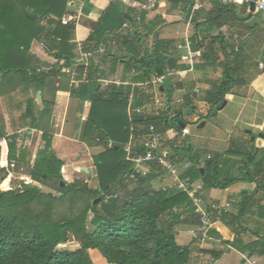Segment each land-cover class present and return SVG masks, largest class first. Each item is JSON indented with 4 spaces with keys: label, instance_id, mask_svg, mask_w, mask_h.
<instances>
[{
    "label": "trees",
    "instance_id": "trees-1",
    "mask_svg": "<svg viewBox=\"0 0 264 264\" xmlns=\"http://www.w3.org/2000/svg\"><path fill=\"white\" fill-rule=\"evenodd\" d=\"M82 1V12L88 15L93 7L91 0ZM165 1L172 9L188 13L195 2ZM69 2L0 0V94L19 87L26 93L32 91L24 117L30 121L25 125L42 131L44 141L31 165L28 150L18 147L15 134L6 133L7 122L0 115V180L6 186L3 190L0 188V264H188L194 241L188 245L177 242V228L182 224L195 226L199 234L207 231L224 246L231 245L249 254L258 246L264 248V237L258 236L247 244L242 240V214L212 208L206 225L187 190L178 186L157 189L154 180L166 169L157 159L147 163L146 174L135 173L134 178L129 177L134 171V161L125 150L127 143H131V157L143 155L149 149L157 157L164 156L162 150L170 145L168 157L173 162L188 159L192 163L180 178L190 177L189 185L200 180L204 187L222 189L237 181L249 180L257 181L258 189L263 190L264 156L256 162L254 170L245 171L241 178L223 175L228 166L225 159H210L202 165L200 152L189 156L193 146L181 139L182 129L187 125L181 111L192 108L196 100L190 98L189 91L181 107H169L172 93L185 87V76L190 73L188 65L179 63L181 54L175 50V41L157 36V23L147 20L148 11L126 8L119 0H111L91 28L84 50L96 51L100 44L115 41L120 51L108 49L105 55L96 61L90 60L85 67L74 60L78 57L75 22L62 23V18L70 13ZM213 3V14L204 16L202 9L196 11L193 27L200 32L192 35V49H204L205 62L219 64L223 69L221 78L205 91L203 100L208 114L235 86L246 81L238 72L247 58L240 50H235L219 29L229 13L241 21L251 16L247 3L243 4L244 18L235 14L237 4ZM24 9L36 14L37 19L27 16ZM145 32L154 35L150 49L143 47ZM37 41L42 42L45 49L43 56L33 52ZM120 64L124 66L123 80L137 84L112 83L102 87L99 79L117 73ZM66 67L72 71L61 72ZM198 67L197 61L194 68ZM172 68L185 72L180 79L166 77L159 87L166 95V107L157 115L147 110L136 111L154 103L155 85L151 80L166 75ZM73 79L82 80L79 87L71 83ZM39 91L40 105L35 97ZM58 93H68L72 101H77L76 129L82 127V140L69 141L50 132ZM85 110L88 117L82 125ZM150 125L161 134L160 139L150 133ZM94 145L101 146L102 150L91 152ZM89 160L95 166V187L84 181L67 182L63 178L62 172L67 173L70 168L88 174L84 164L64 165ZM11 169L15 172L25 169L23 173L33 181L57 192L19 182L13 179ZM257 193L244 195V204ZM223 226L231 230L226 239ZM71 238L79 243L76 249H58ZM92 252L99 254V263L93 259ZM220 254L215 251L214 257Z\"/></svg>",
    "mask_w": 264,
    "mask_h": 264
},
{
    "label": "crops",
    "instance_id": "crops-1",
    "mask_svg": "<svg viewBox=\"0 0 264 264\" xmlns=\"http://www.w3.org/2000/svg\"><path fill=\"white\" fill-rule=\"evenodd\" d=\"M110 1L111 0H91L93 7L90 13L86 15L82 12L84 6L82 0H70V13L67 15L78 16L75 28V40L77 42V49L75 52L78 53V45H84L85 40L92 30L91 28L99 21ZM136 9L142 10L139 8ZM200 9L203 10L202 14L204 16L213 14V1L203 0ZM180 10L181 9H172L168 2H162L159 4L157 10L148 11L147 20L157 23L155 27L158 31L157 36L174 40L176 46L175 50L177 52L179 51L181 55H184L187 50L184 47L185 24L175 20L176 14ZM247 10L251 15L248 19L241 21L240 19H236L232 13H229L225 19V24L221 25L219 29L223 37L232 44L234 48L236 46L235 35H239V50L247 58V61L240 66L238 73L246 81L242 85L235 86L233 91L226 95L223 102L209 114V116L212 115L210 122L205 121V124L200 126L204 127L210 124L209 132L205 136V148L200 147V141H198L194 144L192 153L189 154V156H191L193 153L200 152V163L202 165L210 159H225L228 161V166L226 169L224 168L225 172L223 175L240 178L244 177L245 171L254 170L256 162L264 156V67H260L259 65L260 62L264 63V12L255 10V12L251 13L250 4H248ZM235 14L241 18L246 16L243 12V4L236 5ZM191 27L193 34H195V32H200V30L195 29L193 25ZM153 41L154 35L145 32L142 41L143 47L150 49L153 45ZM148 42L151 43L149 44ZM180 45H182V47H179ZM32 49L33 52L38 55L43 56L45 54V49L40 41L35 42ZM194 51L200 52V55L195 61H198L200 67L194 68L185 76L183 82L185 87L177 88L172 93L171 106L169 107L180 106V104L185 101V97L189 91L191 94L196 88H199L200 92L195 93L194 97L190 98L196 100L194 107L206 108L207 104L203 100L205 91L222 76V66L205 62V59L202 57L204 49L201 48L200 50ZM220 56L223 58L222 54H220ZM122 70H124V66L120 64L117 73L110 75V77L123 78ZM173 83H175V80H173ZM31 93L32 91L29 95H31ZM7 95L8 94H0V115H3L6 119V131H10L15 128L19 129V127L15 126V124L19 122L16 114H19L18 108H20L22 104H19V106L17 105L18 108H15L16 104L12 99H8ZM157 95L163 102L161 109H164L167 104L166 95L164 92H160ZM26 97L28 99L29 96L26 95ZM55 101L52 123L58 126L60 122H65V116L71 98L68 93H58ZM18 103L19 102H17V104ZM88 106L89 104L86 102V110ZM86 110L82 113L81 123L88 117ZM61 127L63 131V124H61ZM35 130L36 129H34V132L37 131V138L32 148L33 156H35L38 151L43 135L42 131ZM190 135L191 129L189 134H182L181 139L186 140ZM169 146L170 145H166L162 150V154L166 157L170 156ZM253 148H255V150ZM100 150H102V147L99 145H94L91 148V152L93 153L99 152ZM77 164H86L85 166L88 170H91L88 166L89 161H81L66 164L64 166H75ZM191 165L192 163H190L188 159L184 162L176 163L178 174L180 175L184 172L186 167H190ZM92 166L95 167L94 164ZM200 183L202 182L199 180L195 184ZM154 186L157 189H171L178 185L175 176L169 170L165 169L163 174L154 180ZM255 191L258 193L253 200L244 204V195L251 194ZM200 197L202 199L201 206L208 215L209 211L212 210V204L224 205L225 203L230 204V212L242 214L241 223L243 230H241L240 233L245 244L254 241L258 236L264 237V189H258L257 181L240 180L225 189L204 187L200 192ZM223 229L225 233L224 239H226L231 234V230L228 226H223ZM196 230H198V228L195 226L184 224L177 228L176 239L180 245H188L194 241L192 244L193 251L188 264H264V248L258 246L254 249L255 251L253 253L249 254L231 245L228 247L224 246L220 239L217 237L215 238V236L209 234L207 231L197 236L195 235ZM215 251L221 252L218 258L214 257Z\"/></svg>",
    "mask_w": 264,
    "mask_h": 264
},
{
    "label": "built area",
    "instance_id": "built-area-1",
    "mask_svg": "<svg viewBox=\"0 0 264 264\" xmlns=\"http://www.w3.org/2000/svg\"><path fill=\"white\" fill-rule=\"evenodd\" d=\"M126 8L131 7V8H139V9H144L146 11H155L158 9V6L160 3L162 2H167L165 0H119ZM202 1L203 0H195L194 2V6L192 7L191 11L188 13L185 10H180L177 14H176V19L177 21H181L185 24V35H184V47L187 49L186 50V54L181 55L179 63L181 64H186L189 66V70H193L194 69V64L196 61V58L200 55L199 51H194L192 49V35H193V30H192V23H193V18L196 15V11L198 9L201 8L202 6ZM209 1H218L222 4L225 5H230V4H250V0H209ZM255 1V10L258 12H264V0H254ZM77 20H78V16H74V15H65L62 18V23L63 24H68L70 22H75V24H77ZM235 39H236V46H235V50L238 51L239 50V35L236 34L235 35ZM179 47H182V45H180ZM108 49H110L111 51L115 52H119L120 51V47L119 44L116 43L115 41L110 42L108 44L106 43H102L100 44L98 50L96 51H86L84 50V45L80 44L78 45V57H76L74 60L76 63H82L83 65L88 64V62L90 60H97L99 58V56H103L108 52ZM125 47L122 48V51L125 52ZM260 67H264V63L260 62L259 63ZM42 69H45L44 66L41 67ZM71 68L70 67H66L63 68L61 72H71ZM184 70H180L178 68H172L171 70L168 69V72L166 75L163 76H155L151 82L155 85V100L154 103L152 105H147L144 107H139L136 108V111L138 112H144L145 110L147 111H152L154 114H159L161 109V105H162V101L161 98L157 95L160 93L159 91V87L164 83V81L166 80V77H176V78H181V75L184 73ZM86 78V76L84 77V79ZM86 81H88L86 79ZM100 84L102 87H107L108 85L114 83L117 85L120 84H125L128 85L129 84H137V83H133L131 82L129 79H125L123 80V78H114V77H109V78H103V79H99ZM82 80L79 79H73L71 81V83L75 86V87H79L81 84ZM200 89L196 88L195 91L193 93L190 94V97L193 98L195 93H199ZM132 97L133 95L131 94L129 97V103L131 104L132 102ZM154 105V106H153ZM150 108V109H148ZM149 131L151 134H153L155 136V139H160L161 138V134L157 133L155 131V127L154 125H150L149 126ZM190 133V128L188 125H184L183 129H182V134L186 135ZM125 150L128 153V157L131 158L134 161V171L131 172L130 174V178H134L135 177V173H141V174H146L147 173V169L148 167H146L147 163L149 161H152L154 159H157L158 162L163 165L167 170H169L176 179L177 185L178 187L185 189L188 191L190 197L193 199V202L195 203V205L198 207V211L201 213V220L204 224H209V218H208V213L205 212L201 206L202 204V199L200 197V192L202 191V189L204 188L203 183L200 184H195V183H191V185H189L190 183V177H186L185 179L180 178L178 171L176 169V163L173 162L169 157L166 156H156L154 155L152 149H149L145 154L143 155H138L136 157H131L129 154L131 153V143H127L125 145ZM177 158V157H176ZM210 158V156H209ZM12 166H14V163H11ZM29 183V182H27ZM31 184V183H30ZM34 185H38V184H34ZM39 186V185H38ZM109 196L104 197L105 200H108ZM211 207L213 209H216L218 211H229L230 210V204L229 203H225L224 205H219V204H212Z\"/></svg>",
    "mask_w": 264,
    "mask_h": 264
},
{
    "label": "rangeland",
    "instance_id": "rangeland-1",
    "mask_svg": "<svg viewBox=\"0 0 264 264\" xmlns=\"http://www.w3.org/2000/svg\"><path fill=\"white\" fill-rule=\"evenodd\" d=\"M152 39V38H151ZM149 44L151 42H148ZM18 90V91H17ZM4 94V93H3ZM7 95L8 99H12V101H14V103L16 104L15 108H18L17 105L19 106V104L22 106L20 108H18V113L16 114L17 116V120L19 121L17 124H15L16 127H19V129L13 127L16 129L10 130V131H6L7 134L9 135H16V141H17V145L18 147H21L23 149H27L29 152V160H30V164H34L35 161V156H33V146L35 145L36 142V138H37V131L34 132L33 128H30L28 126L25 125V122H29L30 118H24L26 115V107H27V101L30 97H32V93L31 95H29L30 93H26L24 92V90L19 87L18 89H16V91H10L5 93L4 95ZM28 95V99L26 97V95ZM6 97V98H7ZM35 97H37V95L35 94ZM17 102H19L17 104ZM40 105V103H38ZM181 105V104H180ZM41 107V106H40ZM39 107V108H40ZM181 107V106H180ZM193 111H192V110ZM191 110L190 112H187ZM183 114L181 115V118H183L187 125L190 127L191 129V135L186 138V141L190 144H192V146H194V144H196L198 141H200V147L205 148V136L208 134L209 129H210V124H208L207 126L204 127H200V124L202 122L208 121L210 122L211 120V116H209L207 109L204 108H199V107H194L193 108H187V109H182ZM77 113V101H72L69 104V108L67 109V113L65 116V122L63 123H59V125L57 126L55 123H52L49 130L51 133L53 134H60V136H64L66 137L69 141L73 140V139H79L82 140V127L78 129H76V114ZM86 120L82 121V125L83 123H85ZM61 124H63L64 129L62 131V127ZM7 129V128H6ZM33 130V131H32ZM4 141V140H2ZM44 146V141L42 140V142H40V146L38 147V151L39 149H41ZM37 151V152H38ZM183 152V154L185 153L184 150H181ZM204 151V149H203ZM201 151V152H203ZM33 156V157H32ZM5 166L7 164H4ZM86 165V164H85ZM93 165V161L89 160V168L91 170H88V174L87 173H82V172H77L74 171L73 168H70L69 171L67 173H63L62 169V175L63 178L67 181V182H72L74 180H80V181H84L87 182L91 187H95L97 185V180H96V175H95V168L92 166ZM1 168V166H0ZM26 169V166H25ZM24 169V171L26 172V170ZM22 172H15L14 170H10L11 174L13 175V179L19 181V182H29L31 184H38L39 187L47 190V191H51L52 193H56L57 191L50 188V187H46L36 181H33L26 173ZM0 188L3 190L6 188V186L4 185V182H2V179L0 180ZM195 235H199L198 230H196ZM79 246V243L76 242L73 238L70 239V241L67 244L64 245H59L58 249H68V250H74ZM92 256L93 259H95L97 261V263L100 262L99 259V254H95V252H92Z\"/></svg>",
    "mask_w": 264,
    "mask_h": 264
},
{
    "label": "water",
    "instance_id": "water-1",
    "mask_svg": "<svg viewBox=\"0 0 264 264\" xmlns=\"http://www.w3.org/2000/svg\"><path fill=\"white\" fill-rule=\"evenodd\" d=\"M250 11H251V13L252 12H255V1L254 0H250ZM24 12H25V14L27 15V16H29L30 18H32V19H37V15L36 14H34V13H31V12H29L28 10H26V9H24ZM37 100H38V102H41V92L39 91L38 93H37ZM191 110H189V111H187V112H190ZM205 124V122H202L201 124H200V126H203ZM62 184L64 185V182H62Z\"/></svg>",
    "mask_w": 264,
    "mask_h": 264
}]
</instances>
